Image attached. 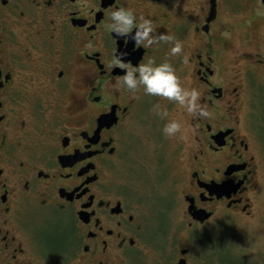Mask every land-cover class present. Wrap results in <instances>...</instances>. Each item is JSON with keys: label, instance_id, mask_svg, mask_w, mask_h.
<instances>
[{"label": "flooded vegetation", "instance_id": "obj_1", "mask_svg": "<svg viewBox=\"0 0 264 264\" xmlns=\"http://www.w3.org/2000/svg\"><path fill=\"white\" fill-rule=\"evenodd\" d=\"M256 2L258 19L264 0ZM117 7L182 43L175 64L192 75L210 112L188 120L176 231L190 241L221 210L251 207L259 165L241 128L240 87L222 84L220 74L238 29L226 0H0V264H190L191 247L169 244L166 219H155L172 200L144 195L133 183L141 171L125 166L146 93L143 85L128 90L126 69L113 63L155 61L173 42L117 38ZM254 55L264 68V52ZM198 210L210 216L200 220Z\"/></svg>", "mask_w": 264, "mask_h": 264}, {"label": "rangeland", "instance_id": "obj_2", "mask_svg": "<svg viewBox=\"0 0 264 264\" xmlns=\"http://www.w3.org/2000/svg\"><path fill=\"white\" fill-rule=\"evenodd\" d=\"M226 5L228 11L236 12L238 29L231 38L234 48L227 46L222 52L225 60L220 63V74L222 84L233 83L240 87L241 128L251 135L259 165L257 189L249 193L251 207L248 211L221 210L214 219L195 228L190 241L186 240L182 229L176 231V227L182 228L184 223L181 180L179 183L177 180L182 176L183 149L189 147L188 120L192 114L162 96L146 94L136 109L130 125L134 146L125 166L141 171L133 183L144 195H158L164 203H167L166 198L172 200L162 214L156 213L155 219H166L169 244L173 243L175 248L191 247L190 264H227L228 259L238 260L239 264H264V68L254 63V57L257 58L254 54L264 52V16L258 19L254 16L260 11L256 0H226ZM164 61L174 66L182 86L198 88L192 75L181 72L176 66L170 48L157 52L155 63ZM156 105L167 109L168 115L161 118ZM168 120H177L181 124L180 131L171 137L162 131ZM178 146L179 150L175 152ZM122 167L119 165V172ZM162 224L163 220L160 221ZM154 226V229L160 228L157 224ZM156 252L148 247L146 255H156Z\"/></svg>", "mask_w": 264, "mask_h": 264}, {"label": "clouds", "instance_id": "obj_3", "mask_svg": "<svg viewBox=\"0 0 264 264\" xmlns=\"http://www.w3.org/2000/svg\"><path fill=\"white\" fill-rule=\"evenodd\" d=\"M111 30L117 38L128 36L136 44H142L145 47L151 46L160 41L173 42L170 48L172 55L182 51V43L175 40L173 36L166 33H155L153 21L145 18L143 15L137 20L136 14L131 8L117 7L111 14ZM135 26V32L132 28ZM116 66L126 69L122 76L123 85L135 93L139 85H143V91L146 94L162 96L168 100L175 101L184 107L185 111L200 118H207L210 112L206 104L200 102L201 91L196 87H184L180 83V78L176 74L175 68L167 61L155 63L148 59L137 66H128L120 60L118 56L113 58ZM156 110L161 118L168 115L167 109H162L156 105ZM181 124L177 120H168L162 129L165 136L171 137L180 131Z\"/></svg>", "mask_w": 264, "mask_h": 264}, {"label": "water", "instance_id": "obj_4", "mask_svg": "<svg viewBox=\"0 0 264 264\" xmlns=\"http://www.w3.org/2000/svg\"><path fill=\"white\" fill-rule=\"evenodd\" d=\"M209 216H210L209 214L204 213V210H198L195 213V217L200 219V220H204V219L208 218Z\"/></svg>", "mask_w": 264, "mask_h": 264}, {"label": "trees", "instance_id": "obj_5", "mask_svg": "<svg viewBox=\"0 0 264 264\" xmlns=\"http://www.w3.org/2000/svg\"><path fill=\"white\" fill-rule=\"evenodd\" d=\"M242 264V262H240ZM227 264H239V261L238 260H231V259H228V263Z\"/></svg>", "mask_w": 264, "mask_h": 264}]
</instances>
